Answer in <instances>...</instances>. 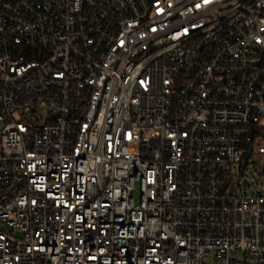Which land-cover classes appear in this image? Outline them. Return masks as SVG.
I'll return each instance as SVG.
<instances>
[{
  "label": "built area",
  "instance_id": "built-area-1",
  "mask_svg": "<svg viewBox=\"0 0 264 264\" xmlns=\"http://www.w3.org/2000/svg\"><path fill=\"white\" fill-rule=\"evenodd\" d=\"M0 264H264V0H0Z\"/></svg>",
  "mask_w": 264,
  "mask_h": 264
}]
</instances>
